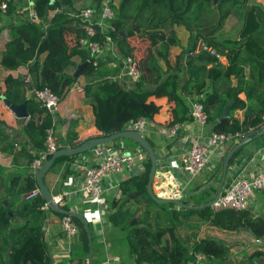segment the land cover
I'll return each mask as SVG.
<instances>
[{
  "label": "trees",
  "instance_id": "16d2710c",
  "mask_svg": "<svg viewBox=\"0 0 264 264\" xmlns=\"http://www.w3.org/2000/svg\"><path fill=\"white\" fill-rule=\"evenodd\" d=\"M11 1L8 3L6 12L13 8V4H10ZM246 1L119 0L114 8V18L111 20L114 29H107L104 33L96 28L93 39L103 45L106 36H109L115 42L120 54L134 57V43L128 40V37L135 33L146 36L152 50V56L148 61L151 74L146 77L141 73L140 77L129 86L109 80L105 77V73L101 80L94 83L93 81L83 83L85 97L92 108L94 136H105L122 131L129 119L140 116L153 120L163 110H167L168 113V122L165 125L179 122L182 119L179 110L186 109L188 106L186 104H188L189 98L186 96L191 95L190 98H194L200 93L204 96L202 103L208 113V123L212 124L209 128L210 132L234 134L248 126H251L253 130H259L264 125V95L257 96L259 105L257 109L240 118L232 117L231 113L243 105L242 100L237 96L238 91H236L238 85H241L243 81V69L239 66L240 61L249 59L257 75V84L260 85L264 82V42L261 41L257 33L264 23V0H250L251 3L243 12L238 37L223 40L225 43H232L234 46L240 47L242 52L241 60L237 59L239 53L236 52L235 56L230 58L226 73L227 77L232 78L233 76L236 79L235 87L232 88L233 103L228 111L230 117L220 121L214 120L216 118L213 119L215 111H218L217 116L220 115V110L227 98L214 89H203L204 83L199 77L205 71L204 63H201L202 66L190 69L191 61H187V71L190 75L187 76L188 78L185 73L181 76L184 53L197 50L198 45L203 42H200L199 38L213 36L221 28L232 9L245 5ZM63 3V0L54 2L34 0L33 7L37 13L38 21L24 17L21 22L10 27L12 36L5 44L0 63L6 69H14L27 63L30 75L29 82L10 76L5 79L6 90H8L5 94L8 100L16 105L25 101L26 91L31 89L26 85L27 83L34 85V88L49 87L62 99L73 82L78 80L79 76L74 77L73 74L75 67L89 59L90 62L83 69L82 74L94 73L95 67L88 51L79 44L80 37L85 35L82 22L70 16L64 10ZM92 3H95L94 0ZM65 5L67 6V4ZM56 8H59L60 11L54 12ZM73 33H75L74 40L69 41L68 37ZM207 43L210 44L208 41ZM208 44L206 45L210 46ZM42 54L44 56L41 58ZM197 54L202 58L205 57L206 63L215 62L217 59V56L206 50H199L195 53V55ZM74 56L80 57L79 64L73 60ZM169 59L173 61V64L169 63ZM159 60L165 62V71H162L159 66ZM137 62L140 66L138 59ZM197 73H199L198 78L192 79ZM178 80H181L182 84L178 83ZM151 85L152 88L149 87ZM10 91H16V95L11 94ZM182 93L185 97H181ZM166 99L174 102L175 106L160 104L161 100ZM26 110L28 117L24 119L25 135L35 149L43 151L46 130L53 127L50 113L34 98L27 100ZM116 140L114 141L116 142ZM149 142L152 144L150 140ZM103 146L107 145L104 144L100 147ZM138 146L146 153L139 144ZM56 147L60 148L61 146L56 145ZM36 155L37 153L30 158L33 159ZM77 155L79 154L61 156L54 161L53 165L64 159L72 161ZM145 155L146 162L142 171L120 183L122 197L118 200L114 198L108 200V207L116 211L111 212L105 221H108L109 228L121 230L123 233L121 241H110V247L106 249L108 254L119 256L123 260L127 258V264H194V253L202 251L209 258V264H264V250L261 248L245 253L238 259L230 258V248L222 239L210 235L199 236L198 230L194 227H191L193 230L189 234L183 235L180 232V228L189 226L188 221H184V219L197 214L203 220L202 224L208 228L224 232L246 230L254 239L261 238L263 240L264 218L253 215L248 209L226 208L214 211L210 206L184 208L182 211L172 209L168 215L170 224L157 227L155 230L150 229V231L146 230L145 224L143 225L130 216L129 211L123 209L122 206L127 201L136 199L138 195L144 194L152 204L161 205L155 202L146 190L150 161L147 153ZM233 156L230 157L228 164ZM224 157L225 155H222L216 168L219 171V178L222 173ZM70 171L68 169L66 173L68 174ZM10 180V193L14 195L22 196L36 187L34 173L31 170L23 176L14 175ZM123 183L129 184L130 187L133 186L134 190L122 187ZM198 187L196 186L194 190L199 189ZM212 189L216 192L217 186ZM129 193H136V196L129 198L127 196ZM179 200L189 204L185 197ZM43 202L44 199L38 194L29 200L22 199L18 207L11 209V203L5 206L0 199V264H50L43 238L42 222L45 214L39 209ZM206 202L208 199L192 205L200 206ZM9 211L14 212V215L11 216ZM77 212L85 218L82 210ZM52 213L59 217L63 215L55 211ZM72 218L77 223L78 237L87 258V233L80 219ZM12 220L14 224H12ZM156 220H158V216ZM86 221L89 222L87 219ZM88 225L93 253L94 236L91 224L88 223ZM164 235H168L169 240L162 241ZM93 264H95L94 260Z\"/></svg>",
  "mask_w": 264,
  "mask_h": 264
},
{
  "label": "crops",
  "instance_id": "0c3cea01",
  "mask_svg": "<svg viewBox=\"0 0 264 264\" xmlns=\"http://www.w3.org/2000/svg\"><path fill=\"white\" fill-rule=\"evenodd\" d=\"M63 2L67 4L66 6L63 3L62 6L69 14L83 6L93 4V0H63ZM10 4H13V8L0 15V60L5 49V44L12 36L11 25L21 22L24 17H29L28 10L30 7L34 6V0H12ZM74 35L75 33L70 34L68 40L73 41ZM131 42H134V40H131ZM235 52L240 54V49H235L234 53ZM43 56L44 54L40 57L42 58ZM73 60L79 64L80 57L74 56ZM100 60V68L97 72H87L84 74L81 72L80 75H78L77 82H79L80 85L93 81L94 76L99 77L101 73L108 75L117 72L118 67L116 61L108 54L107 50ZM182 60L181 76L185 73L186 78H188L187 76L190 74L187 71V61L185 58H182ZM223 60H226V57L221 55L215 62L217 63L220 61L223 65H227V60L225 61L226 64H224ZM195 62L196 63L191 62V65H189L190 69H194L199 65L202 66L200 62ZM169 63L171 64V59H169ZM203 63L205 64V71L202 72L199 77L204 83L203 89L216 90L227 98L226 102H230L231 106L233 103L232 88L235 87L236 84L234 77L232 76L231 79H227L230 77H227L226 74L221 73L217 75L218 73H215L216 70L213 67L214 62ZM158 64L161 69L163 68V71H165L166 66L163 65L164 63L159 61ZM239 66L243 69V81L241 85H238L236 91H238L237 96L242 100L243 105L233 110L231 113L232 117L238 118L257 109L259 106L257 96L259 94L264 95V82L260 85L257 84V75L251 61L249 59L242 62L240 61ZM76 68L77 67L74 68V72ZM28 74L27 63L19 65L14 69H6L0 63V199L5 206L11 203V209L18 207L23 199V195H14L10 193L11 177L14 175H26V173L30 171L29 166L32 160L30 157H33L32 155L40 151L33 147L25 135V118H18L4 101V98L8 99L5 94L8 92V90H6L7 86L5 84V79L10 76L14 79L21 78L24 80ZM198 74L199 73L195 74L192 79H195V77L198 78ZM178 83H181V80H178ZM26 85L31 87L30 90L26 91L28 95L31 93L34 85H29L28 83ZM71 87L72 89L68 90L66 95L60 100L57 108L50 113L53 121L54 140L59 147L75 146L91 137H95L92 108L88 99L85 97L84 90L75 89L73 85ZM219 88H221V91ZM251 88L252 90L250 91ZM10 92L16 95V91ZM181 97H185L183 93ZM187 97L190 98V96H186V98ZM8 101L14 104L12 101ZM168 101V99L161 100L160 104L175 106L174 102ZM187 105L188 104H186V106ZM179 114L182 117L179 122L183 123L185 126L183 132L175 137H163L157 133L148 135L153 138L152 144L157 156V166L152 182V190L159 198L182 199V197L191 192L189 187L194 185L193 182L197 184L205 183V181L206 183L213 182L216 175V168L220 162V160H213L212 164L193 178L192 181L186 180L185 173L181 167L182 155L193 140L197 138L203 139L210 133L209 128L212 124L209 122L205 127L197 125L189 113L188 106L186 109L181 108ZM218 117L219 116L214 120L219 121ZM153 121L156 126L165 125L168 122L167 110H163L157 114ZM211 122L214 123V121ZM251 130H253L251 126H248L240 131L243 133L242 137H238V139L233 140L231 143L228 142L223 144L220 150L221 154L226 155L235 144L244 140V135ZM119 144H125V141L121 139L119 140ZM115 148L117 147L114 145L97 147L90 150L88 155H77L72 161L66 159L58 161L45 173L43 177L44 183L52 194L63 193L66 206L69 204L71 205L69 210L79 211L80 208H82L91 211V208H89L90 202L78 191V185L82 180L83 174L77 169V163L86 161L87 164H92L101 157L102 153ZM233 155L230 163L227 165V173L222 190L226 188L235 177H250L260 171H264V134L244 144L237 149ZM143 168V166L138 165L126 169L118 176L119 188L120 183L140 173ZM68 169L71 171L67 174L66 172ZM205 172H207V174L204 175ZM19 183H21V181H19ZM113 193V191L108 192L106 203H108L109 199H112L111 196ZM247 209L253 215L264 218V192H258L255 198L250 201ZM9 214L13 216L14 212L9 211ZM90 221L89 224L91 223V230L94 236L95 248L92 257L95 264H127L126 259L123 260L119 256L111 255L106 252V249L110 247V241H121L123 239V233L121 231L119 233L118 229H114L112 232V229L108 228V221L102 219L99 222L98 219L93 218V215ZM12 224H14L13 220ZM42 227L44 230L43 238L46 246V254L49 257L50 264H86V262L88 264V252L86 258L85 250H83L78 234L69 238L61 232L59 228V216L51 213L47 220L42 222ZM209 231L212 233V236L215 237V235H213L214 230L210 229ZM223 239L224 238H222V240Z\"/></svg>",
  "mask_w": 264,
  "mask_h": 264
},
{
  "label": "built area",
  "instance_id": "2783aa9c",
  "mask_svg": "<svg viewBox=\"0 0 264 264\" xmlns=\"http://www.w3.org/2000/svg\"><path fill=\"white\" fill-rule=\"evenodd\" d=\"M10 1L11 0H0V15L6 13ZM94 2L95 3L83 6L69 14L81 21L84 27L85 35L80 37L79 44L84 46L88 51L95 69L99 68L100 59H102V55L106 53L107 50L108 54L116 61L118 70L115 74H106L105 77L109 80L122 83L124 86H129L140 77L137 60L132 55L120 54L115 42L109 36H106L103 45H100L97 40L93 39L96 28H99L104 33L107 29H114L111 20L114 18V8L117 5L116 1L94 0ZM58 11H60L59 8L54 10V12ZM28 16L32 20L38 21L37 13L33 7L29 8ZM199 50H206L210 53H215L217 58L220 57L213 47L207 46L203 42L198 45L197 50L190 51L189 55L194 56ZM87 61L88 63L90 62L89 59ZM24 80L29 82L30 75L28 74ZM72 85L75 89L83 90V84L80 85L77 81ZM70 89H72V87ZM31 96L44 106L49 113L57 108L61 100L56 93L46 86L42 88H33L31 90ZM203 97L202 93L197 94L194 98H189L187 103L193 121L197 125L205 127L208 124V113L202 103ZM125 129L138 131L146 138L147 135L151 133H157L163 137H175L184 131L185 126L181 122H175L171 125L156 126L153 120L140 116L135 119H129L125 124ZM242 136L243 133L241 132L234 134L210 132L203 139L197 138L193 140L182 155L181 167L185 173L186 180L190 181L195 178L204 169L209 167L213 160L219 161L222 157L220 150L223 144L230 143ZM56 149L54 130L53 127H49L46 130L45 149L37 152V155L31 160L29 166L31 172L35 174L48 156ZM145 162L146 155L141 150L137 149L136 152H133L117 147L102 153L101 157L92 164H87L86 161L77 163V169L83 174L82 180L78 185V191L91 204L95 205V213L101 214V216L98 217L99 222L102 220L105 206H108L106 203L108 192H114L111 196L112 199L118 200L122 197L118 176L126 169L138 165L143 166ZM258 192H264V171H260L250 177H235L226 188L221 190L218 198L212 202L210 207L214 211L226 208L247 209L250 201L255 198ZM38 194H40V192L36 186L33 190L24 193L22 197L24 200H29ZM52 199L60 207L64 209L67 208L63 193L52 194ZM39 209L45 214L44 220H47L53 211L49 203L45 201L39 206ZM91 211H93L92 208ZM59 228L61 232L69 238L78 234L77 223L72 216L67 214L60 216ZM254 241L256 243H261L262 239L257 238L254 239ZM194 264H209V258L204 252L197 251L194 253Z\"/></svg>",
  "mask_w": 264,
  "mask_h": 264
},
{
  "label": "rangeland",
  "instance_id": "374dc122",
  "mask_svg": "<svg viewBox=\"0 0 264 264\" xmlns=\"http://www.w3.org/2000/svg\"><path fill=\"white\" fill-rule=\"evenodd\" d=\"M115 1H116V4H118L119 0H115ZM250 3H251V1L247 0L245 5L237 6V8L232 9L231 13L224 20L221 28H219V30L213 36L207 37V38H202V37L199 38V39H201L200 42L203 41V42H205V44H208L207 43V41H208L210 43L208 45L213 47L215 49L216 53H218L220 56L221 55L225 56L226 60H227V65L229 64L230 58L235 56V53H234L235 49L239 48L241 50V48L234 46V44H232V43H228V42L225 43L224 39H226V38L227 39H234V38L238 37V32H239L241 24H242L243 12ZM257 33H258V37L261 39V41L264 42V23L262 24L261 28L259 29V31ZM128 40H130V41L134 40V42H132V43H134L133 48L135 50L134 58L136 60L138 59V61H139L140 75L142 73L146 77H149L151 74V70H150L148 61L152 56V50L148 44L146 36L135 33L131 37H128ZM211 54L216 56L215 53H211ZM241 54H242V52L240 51V54H238L237 59L241 60L240 59ZM197 55H199V54H197ZM197 55L191 56V55H189V52H188L186 54L184 53L183 58H185L186 61H191L193 63H196L195 61L200 62V64L205 62V59H204L205 57L202 58V56H200V55L197 56ZM226 60H223L224 64H226V62H225ZM159 61H161V60H159ZM159 61H158V63H159ZM161 62L164 63L163 65H165L164 61H161ZM171 64H173V61H171ZM227 65H223L220 61L217 63L214 62L213 67L216 70L215 73H218L217 75H219L221 73L226 74L228 66H229V65L228 66ZM162 71H163V68H162ZM169 71L171 72V70H169ZM95 72H97L96 69L94 70V73ZM165 74H166V72H165ZM103 75L104 74H102V73L99 74V77H96L93 75L94 76L93 83L99 79L101 80V78H103ZM227 79H231V78H227ZM234 81H236L235 78H234ZM149 87L152 88L153 86L151 85ZM219 90L221 91V88H219ZM190 97H191V95H190ZM221 111H222V108L220 110V114H221ZM217 112L218 111L214 112L213 119L217 117ZM121 139H123L125 141V144H121V145L119 144V140H121ZM147 139L152 142L153 138H151L150 136L147 135ZM111 144L116 145L118 148H121L123 150L136 152V150L139 149L143 153H145L138 146L137 142H135L131 139H128V138H120V139L116 140V142L114 141V142L108 143L106 145L109 146ZM89 152H90V150L82 152L79 155H81V154L88 155ZM218 172L219 171L216 170V175L214 177L213 182H207L206 183V181H205V183L203 182L201 184L200 183L197 184V183L193 182L194 185H192L190 187L191 193H188V195L186 194L184 196L185 200H187V202L189 203L187 205L192 206V207H197L196 205L193 206L192 204L196 203V202H201V201L207 200V199L209 201L215 195V191H214V189H212V187H214V186L216 187L217 183H219L218 180H220V178H219ZM205 174H207V172H205L204 175ZM191 181H192V179H191ZM198 185H199V187H198ZM196 186L199 189L194 190ZM122 187L127 188V190H129V189H132V191L134 190V187L133 186L130 187L129 184L123 183ZM127 196L129 198H133L136 196V193H129ZM184 197H182V198H184ZM160 204H161L160 206L152 204L147 199V197L143 194V195L136 196V199H134V200L127 201L126 203L123 204L122 207H123V209L129 211L130 216L134 217L137 221L143 223V225L145 224L146 230L150 231V229L155 230L157 227H163L165 225L170 224V219H169L168 215L172 209H177L180 211H182L184 209L183 207L176 206L173 203H160ZM89 206H90L89 208H92L93 211H87L86 209L80 208V210L82 209V212H83L85 218L88 221H90L92 219V215H93V218L98 219V217H100L101 214L95 213V211H94L95 205L90 203ZM66 207L68 209H70L71 205L69 204ZM115 211H116L115 209H110L108 206H105V210H104V214L102 215V219L106 220L107 217L109 216V214L111 212H115ZM157 216H158V220H156ZM154 220H156V221H154ZM184 221H188L189 226H187L185 228L184 227L180 228L181 234L186 235V233L187 234L191 233V230H193V228H191V227H194L198 230L199 236H208V235L212 236V233H210V231H209L212 228H208L206 225H203L202 224L203 220L197 214L190 215L187 219H184ZM90 222H93V221H90ZM199 225H202V226H199ZM188 228H190V229H188ZM213 230H214L213 235H215V237L217 236V238H219V239L224 238L223 241H225L228 244V246L230 248V250H229L230 258L236 257L238 259L243 254L250 253L251 251H253L254 249H257V248H261L264 250V239L262 240L261 243H256L254 241V238L246 230H240L238 232H224V231L219 230V229H213ZM120 231L121 230H119V233H120ZM112 232H113V230H112ZM168 238H169L168 235H164L162 238V241L165 242V239L169 240Z\"/></svg>",
  "mask_w": 264,
  "mask_h": 264
},
{
  "label": "water",
  "instance_id": "95a60500",
  "mask_svg": "<svg viewBox=\"0 0 264 264\" xmlns=\"http://www.w3.org/2000/svg\"><path fill=\"white\" fill-rule=\"evenodd\" d=\"M51 1L54 2V0H51ZM213 4H214V1H213ZM87 65H88V61L78 65L75 72H74V77H77L78 75H80V73L83 71V69ZM29 98H32L31 93H29L27 95V97L23 103L18 104V105L10 103L8 101V99H6V98H4V101L18 118H27L28 112L26 110V104H27V100ZM229 107H230V102H225L223 107H222L221 114L218 117L219 121L223 118L230 117V115L228 114ZM263 134H264V125H262V127L258 131L251 130V131L247 132L244 135V140L235 144L228 151V153L225 155V157L223 159L222 173H221L220 181L217 185V189H216V192H215L213 199H211L210 201L206 202L205 204L197 206V207L189 206V205L181 202L178 199L159 198L153 193L152 182H153V179L155 176V171H156V166H157V156H156L155 149L153 148L152 144L149 142V140L144 135L140 134L138 131L131 130V129H124L122 131L115 132V133L105 135V136L91 137V138H89V139H87V140H85V141H83V142H81L75 146L57 148L43 162L42 166L34 174V178H35L36 186L39 189L40 195L42 196V198L44 199L45 202L49 203V206L53 211L61 213V214H67V215H70L72 217H76V218L80 219V221L83 223V226L85 228V231H86L87 237H88V264H93V257H92L93 244H92L90 228H89V225H88L86 219L79 212L74 211V210L64 209V208L60 207L58 204H56L52 199V193L50 192V190L48 189V187L44 183L43 177H44L45 173L52 167L54 161L57 158H59L61 156H72L75 154H80L82 152L91 150L95 147H99V146H102L104 144L111 143L112 141H114L116 139H120V138L131 139V140L137 142L146 151L147 156L149 158L150 169H149L148 179H147V183H146V190H147V193L149 194V196L154 201H156L157 203H174V204L178 205L179 207H183V208H202V207L210 206L212 204V202L218 198V196L222 190V186L224 184V181H225V177H226V173H227V165H228L229 159L233 155V153L237 149L242 147L244 144L248 143L252 139H255V138H257ZM249 231H250V229H249Z\"/></svg>",
  "mask_w": 264,
  "mask_h": 264
}]
</instances>
